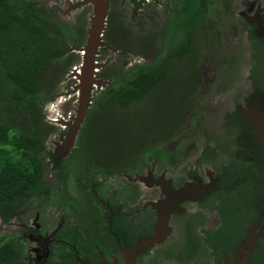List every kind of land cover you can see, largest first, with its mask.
Returning a JSON list of instances; mask_svg holds the SVG:
<instances>
[{
	"label": "flooded vegetation",
	"instance_id": "flooded-vegetation-1",
	"mask_svg": "<svg viewBox=\"0 0 264 264\" xmlns=\"http://www.w3.org/2000/svg\"><path fill=\"white\" fill-rule=\"evenodd\" d=\"M30 1L35 8L36 1ZM123 2L131 8L129 28L131 21L141 28L147 20L151 46L154 40L161 43L179 0H106L101 37L109 14L121 20ZM86 6L90 20L87 0H62L65 8L56 6L55 11L67 15ZM209 7L204 0L190 35L194 53L183 56L185 64L189 60L193 65L204 45ZM218 13L216 64L222 80L240 83L228 89L221 123L210 131L202 128V139L189 144L192 156L176 157L158 147V140L173 133L168 120L162 132L150 130L153 141L147 142L149 149L157 146L165 155L121 146L127 159L117 160L113 168L110 160L91 154L93 166L107 173L87 172L83 156V187L78 190L75 181L66 186L71 176L63 178L64 200L56 207L62 220L51 232L40 264L58 262L60 251L67 264H264V0H223ZM196 76L182 79L185 96L195 89ZM180 125L179 119L175 130ZM184 188V195L176 194ZM159 213L165 220L157 227ZM65 225L74 237L59 236ZM47 226L40 220V229L31 232L43 235ZM150 239L154 244L146 243Z\"/></svg>",
	"mask_w": 264,
	"mask_h": 264
},
{
	"label": "trees",
	"instance_id": "trees-1",
	"mask_svg": "<svg viewBox=\"0 0 264 264\" xmlns=\"http://www.w3.org/2000/svg\"><path fill=\"white\" fill-rule=\"evenodd\" d=\"M203 6L204 0H179V3H174L173 15L164 28L161 43L156 50L154 59L151 62L131 65L126 70L121 67L108 74L107 77L110 78V81L94 97L92 108L85 115L77 135L78 141L72 152L80 151L81 144L84 145L86 142H89L90 145L92 142L90 137L99 136L100 130H105L98 129L103 126L97 128L96 120L101 117L107 121V117L111 115L112 121H107V125L115 123L114 131L117 130V127L121 130L124 129L123 127L126 128L120 131L122 136L118 132L119 139H117L116 148L135 145L138 151L143 154L148 152L165 155L157 146L149 149L147 142L153 141L150 138L153 128L163 125L165 120L173 124L172 131L179 123L183 110L181 106H178L177 110L172 109L166 95L171 96L170 93L177 92L180 87V94L175 95V102L179 104L181 97H186L182 94L184 83L179 79L178 74L184 61L183 56L186 54L189 57L194 53L195 45L190 41V35L194 32L197 15ZM56 25L57 31L48 27L46 20L40 17L35 10L33 1L0 0V221L2 222L16 217L18 212H15V209L23 201H28L31 198L41 200L50 194V189L41 184L43 165L40 161V152L43 151V146L35 128L41 118L42 106L54 98L52 94H45L46 91H44L41 82L42 74L57 63L60 64V68L66 67V63L71 58V56H67L63 61L61 59L64 55V49L61 46L64 39L61 34L63 28L58 23ZM128 28L129 24L123 25L118 17L109 14L102 39L114 49L115 45L110 40L111 33L118 30L123 35H128ZM149 36L151 38V34ZM149 36L142 37L144 42L142 44L146 46L149 44L147 42ZM78 39L79 45L80 39ZM119 48L126 50L123 45ZM187 63L186 67L190 70L188 77L191 78L194 72L190 69L191 63ZM124 64L122 62V66ZM98 76L104 80L103 75L98 74ZM188 86L189 82L186 84V87ZM151 96L154 102L152 109L165 108L167 115H162L160 117L162 121L158 124L151 122L149 125L145 122L148 113L147 116L141 115L137 117L138 120L131 122H136L132 125L142 129L132 130L128 123H124V117L129 115L124 110H134V106L149 102ZM109 106L115 107L120 113L115 116L113 113H105ZM169 108H171L170 111ZM134 118L136 116L132 115L130 119ZM116 119L122 122H117ZM153 125L154 127H152ZM159 141L162 140L157 142ZM97 142H95V146L98 145ZM101 142L102 140H100ZM103 145L102 147L109 149L110 145ZM84 154L86 159H84L83 168L87 172H108L93 166L90 152ZM67 161L61 171L65 175L71 176V183L75 181L79 190L80 187H83L82 179H85L81 175L83 168L79 170L80 166L72 165ZM73 167L75 170H72ZM63 173L60 176L65 178ZM61 193H63L62 190ZM68 234L72 237L75 236V232L70 226L61 227L59 236ZM18 236L8 235L0 238V264H23L21 258L24 255V250ZM56 256L58 262L55 261L51 264H67L63 251H60Z\"/></svg>",
	"mask_w": 264,
	"mask_h": 264
},
{
	"label": "rangeland",
	"instance_id": "rangeland-1",
	"mask_svg": "<svg viewBox=\"0 0 264 264\" xmlns=\"http://www.w3.org/2000/svg\"><path fill=\"white\" fill-rule=\"evenodd\" d=\"M34 1H36V10L38 11L40 17L46 20L50 29H56L57 31L56 23L61 25L63 28V33L61 34L64 39L61 46L64 49V55L61 59L63 61L67 58V56H71V58H69V61L66 63V67L60 68V64L57 63L47 69L42 74L41 78L42 86L44 91H46L45 94H52L54 96L52 100L45 102L42 106L40 112L41 118L35 128L40 135L43 146V151L40 152V161L43 165L41 184L50 189V194L45 200L31 198L28 201H23L22 204L15 209V212H18L16 217H12L6 222L0 221V238L8 235H20L18 237H20L22 241L24 250V255L22 257L23 264H40L51 232L62 220L61 212L56 211L58 202L64 200V196H61V186L64 178L60 176V174L63 173V170L61 169L62 164L65 166L66 161L69 158L67 163L80 166L79 170H82L81 159H83L86 151L91 152V154L95 153V155L100 158V161L110 160L111 162L109 164L113 165V168L115 167L114 162L116 163L117 160L123 162L127 159L126 153H124L123 150L120 152V148L114 151L118 145V132L123 131L126 128L123 127L124 129L121 130L117 127V130L115 129L116 131H114V128H116L114 126L116 125L115 123H109L107 125V121H112V119H110L111 115L110 117H107V121L103 118L101 119V117L96 120L97 128L99 126H103L98 129L106 130H100V137H90V140L92 141L90 142V145L89 142L84 143V145L81 144L82 149L80 148V151L75 150L72 152V148L75 147V144L78 141L77 135L79 134L80 126L84 121L85 115L90 111L89 109L92 108L94 97L110 81V78L107 77L108 74L113 70H119L121 67L123 70H126L129 66L137 63L151 62L155 57L156 50L160 46V42L157 40H154L153 44L150 46V39L147 41L149 42L147 46L142 44V37H148L149 34H151L150 30L146 29L147 20H143V26L141 28H138V26L130 20L132 25L128 28V35H123L118 30L111 33L112 35H110V40L112 44L115 45V48L112 49L107 44L106 47H103V45L97 49L94 60L98 64V67H96L97 72H95L92 76L93 79H98L97 85H94L90 91L89 101L86 105L81 122L76 125L77 127L76 129L74 128L75 130H72L74 121L77 117L76 111L78 103V92L77 90H73V87L77 84V79L72 76V72L74 69L79 72V64L81 62L80 50L85 46L86 31L88 30L90 23L88 19L90 8L88 6L80 7L76 8L75 11H70L67 15H62L58 11H55L56 6L61 9L65 8L61 7L62 0ZM222 1L223 0H208L210 5L208 8L209 20L207 21V31L203 40L204 45L203 47L201 46L198 51L194 64L190 65V69L194 72V76L198 75V77L196 76L197 79L194 86L195 89H193L191 93H188L186 96L187 98L181 97L179 104L175 102V95L177 96L178 93L180 94V87L177 92H171V96L166 95V98L169 99L168 104L170 103L172 105L171 108L177 110L178 106H181L184 114L180 118L181 125L177 128V130L173 131L172 135H170L168 139L166 138L163 140L161 138L163 141L158 143V147L160 146V148L165 151L175 154L176 157H180L183 154H190L192 156L195 153L194 149L190 150V142H193L195 139H202V128H207L206 130L210 131V128L214 127L215 129V127L221 123V113L223 110L220 108L222 107L221 105H226L225 98L228 96V89H230V85H235V87L240 85V83L233 84L237 81L236 79L227 78L225 79L226 81L222 80V72H219L216 64L217 52L220 49V42L216 41V34L219 30L217 22L219 19L218 12L219 10H222ZM119 7H121L119 9H121L122 12L120 21H122L123 25H125L128 23L127 18L129 15V9L131 8L126 2H123V4L119 5ZM82 9L86 11V16H84ZM73 12L75 14H73ZM160 17L163 16L161 15ZM77 26H79L81 30L79 35H77L76 31L73 29ZM77 39L79 40V45ZM100 39L104 42L102 37ZM121 44L126 48V50H121L119 48V46H122ZM122 62L125 63L123 66ZM199 66L201 67L199 68ZM189 73V68H187L186 64L182 62L181 69L178 74L179 79H187ZM98 74L101 76L103 75L104 80L101 79V77L99 78ZM100 81L103 82V85L99 84ZM224 81L225 83H223ZM182 94H184V92ZM153 103V98L151 96L149 102L147 101L137 105L136 107L134 106V110H124L126 114L129 113L128 116L124 117V123H128L132 130L135 128L142 129L136 125L133 126L132 124H135L136 122L131 121L138 120L137 117L141 115L147 116V113L148 118L145 121L147 125L151 122L155 124L161 122L162 120L160 117L162 115H167L166 109H152ZM171 108H169V111ZM105 113H113L115 116L120 112L117 111L115 107L109 106ZM132 115H135L136 118L130 119ZM116 120L117 122H122L119 119ZM163 127L165 126L159 125V127H154L153 130L157 132L159 130L162 132ZM120 134L122 136L121 132ZM100 140H102L101 143ZM96 141H98L97 143L99 146H95ZM103 144L112 145L113 148L109 146V149L107 150L102 147ZM68 152H72L70 157L66 156ZM108 156L112 157L109 158ZM57 162L58 164H56ZM74 168L75 167H73L72 170H75ZM64 172L66 171L64 170ZM63 175L65 177H69L67 174L65 175L63 173ZM71 184V179L69 181L67 178L65 180V185L71 187ZM139 186L142 187V192H147L145 187L140 184ZM40 220L44 223V225L48 223V226L44 228L45 231L43 235L33 233L34 230L40 229ZM159 220L160 224H164L163 221L165 219L159 218ZM32 229L33 231L31 232ZM147 242L146 243L148 245L154 244V240L152 239Z\"/></svg>",
	"mask_w": 264,
	"mask_h": 264
},
{
	"label": "water",
	"instance_id": "water-1",
	"mask_svg": "<svg viewBox=\"0 0 264 264\" xmlns=\"http://www.w3.org/2000/svg\"><path fill=\"white\" fill-rule=\"evenodd\" d=\"M87 1L92 7V16L89 20L90 26L86 34L85 46L80 50L81 62L79 64V72L75 69L72 72V76L77 79V84L73 87V90H77L78 92V103L76 111L77 117L74 121L72 130H75L77 127L76 125L81 122L86 105L89 101L90 91L94 85H97V80L92 78L94 73L97 72L96 67H98V64L95 62L94 58L96 56L97 49L103 45L105 46V44L102 43L100 38L105 16L106 0ZM102 83L103 82L101 81L99 82V84ZM180 193L184 195L185 188L178 190L176 194L179 195ZM159 218L164 219V216L161 217V214H158L157 227H160Z\"/></svg>",
	"mask_w": 264,
	"mask_h": 264
},
{
	"label": "clouds",
	"instance_id": "clouds-1",
	"mask_svg": "<svg viewBox=\"0 0 264 264\" xmlns=\"http://www.w3.org/2000/svg\"><path fill=\"white\" fill-rule=\"evenodd\" d=\"M98 81V79H96ZM93 88V87H92Z\"/></svg>",
	"mask_w": 264,
	"mask_h": 264
}]
</instances>
